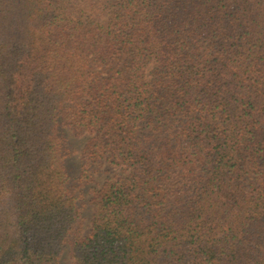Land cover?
<instances>
[{
    "label": "trees",
    "instance_id": "16d2710c",
    "mask_svg": "<svg viewBox=\"0 0 264 264\" xmlns=\"http://www.w3.org/2000/svg\"><path fill=\"white\" fill-rule=\"evenodd\" d=\"M67 261L264 264V0H0V264Z\"/></svg>",
    "mask_w": 264,
    "mask_h": 264
},
{
    "label": "rangeland",
    "instance_id": "374dc122",
    "mask_svg": "<svg viewBox=\"0 0 264 264\" xmlns=\"http://www.w3.org/2000/svg\"><path fill=\"white\" fill-rule=\"evenodd\" d=\"M64 135L67 139V147L70 151L71 155L68 159V166L71 169L72 172H77V169L79 167L80 163V156L83 149V146L85 144V141L87 139L86 135L83 136H77L71 129L65 128L64 129ZM118 169L114 167L113 165L109 163H104L100 165L97 170L94 172V181L92 182L93 186H100L104 180L114 172H116ZM85 235L89 233V227L91 220L93 218V209L91 207H88L85 210ZM69 262L67 261L66 264Z\"/></svg>",
    "mask_w": 264,
    "mask_h": 264
}]
</instances>
